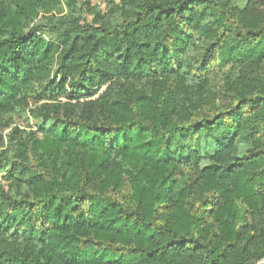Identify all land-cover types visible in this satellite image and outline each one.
<instances>
[{
    "label": "trees",
    "instance_id": "16d2710c",
    "mask_svg": "<svg viewBox=\"0 0 264 264\" xmlns=\"http://www.w3.org/2000/svg\"><path fill=\"white\" fill-rule=\"evenodd\" d=\"M117 2L0 0V264H255L264 0Z\"/></svg>",
    "mask_w": 264,
    "mask_h": 264
},
{
    "label": "rangeland",
    "instance_id": "374dc122",
    "mask_svg": "<svg viewBox=\"0 0 264 264\" xmlns=\"http://www.w3.org/2000/svg\"><path fill=\"white\" fill-rule=\"evenodd\" d=\"M118 0H77V4H80L81 14L84 21L90 22L94 18L93 13L96 12L100 17L108 19L113 15V4L118 3ZM236 6L243 8L247 0H231ZM93 9V12H92ZM116 17V14L113 15ZM44 35L46 38L54 37V34L49 31H45ZM103 89V88H102ZM12 125H16L26 131L34 129V121L29 115L27 109L16 108L12 112L6 115ZM2 174L0 172V179ZM6 185L5 181H2Z\"/></svg>",
    "mask_w": 264,
    "mask_h": 264
},
{
    "label": "water",
    "instance_id": "95a60500",
    "mask_svg": "<svg viewBox=\"0 0 264 264\" xmlns=\"http://www.w3.org/2000/svg\"><path fill=\"white\" fill-rule=\"evenodd\" d=\"M255 264H264V257L260 259L259 261H257Z\"/></svg>",
    "mask_w": 264,
    "mask_h": 264
}]
</instances>
